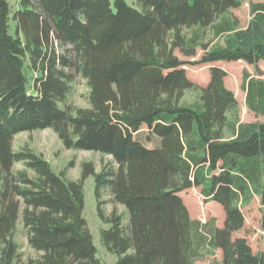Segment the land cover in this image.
Returning a JSON list of instances; mask_svg holds the SVG:
<instances>
[{"label": "trees", "instance_id": "1", "mask_svg": "<svg viewBox=\"0 0 264 264\" xmlns=\"http://www.w3.org/2000/svg\"><path fill=\"white\" fill-rule=\"evenodd\" d=\"M135 1L20 0L14 35L11 4L0 0V264H22L14 236L20 218L29 245L41 252L25 264H102L83 212L89 175L96 179L100 216L110 224L101 238L118 255L115 264H194L207 246L222 250L223 264H264V253L234 237L245 224L243 205L255 194L264 202V120L230 121L238 99L225 84L226 69L212 66L201 86L176 53L195 55L201 46L198 62L243 59L262 73L264 0ZM245 1L252 19L230 33L238 20L229 13ZM209 28L227 35L224 42H206ZM56 43L69 47L60 53ZM28 68L40 70L35 92H29ZM75 73L94 86L89 107L65 101ZM241 86L248 108L264 116V78L245 69ZM189 89L199 92L193 103L182 101ZM227 126L232 138L224 137ZM43 128L57 132L67 148L109 154L117 165L98 172L85 163L75 180L42 153L14 149L17 133ZM145 129L156 131L159 146L149 154L164 172L137 192L134 135ZM18 161L25 167L16 170ZM192 186L223 205L222 227L191 216L180 192ZM102 189L128 209L129 226L116 208L105 213ZM166 216L171 220L164 226L158 219Z\"/></svg>", "mask_w": 264, "mask_h": 264}, {"label": "rangeland", "instance_id": "2", "mask_svg": "<svg viewBox=\"0 0 264 264\" xmlns=\"http://www.w3.org/2000/svg\"><path fill=\"white\" fill-rule=\"evenodd\" d=\"M20 0H9L12 8L10 23V32L16 35V20L13 18L15 10L20 6ZM114 3V0H111ZM129 3H136L135 0H127ZM258 1V0H256ZM262 1V0H260ZM229 16L236 17L238 25L235 30L243 29L247 27L252 19L250 13V3L245 1L240 6L231 9ZM205 41L210 45L223 43L226 39L225 35L216 36L214 31L209 28L206 29ZM69 47V45H66ZM66 46H61L56 43L57 51L62 53ZM210 47V46H209ZM203 48L199 46L195 55L185 56L179 49H176V53L182 58L188 60L183 67L186 69L188 77L195 83L201 86L207 85L211 78V67L218 65L226 69L227 74L225 76V84L228 88L233 90L235 96L238 99V107L236 110L229 113L230 121L239 122H253L264 120L263 115H258L251 111L246 105V91L242 88L243 73L247 69L252 75L260 76L264 78V58L259 60L258 65L262 69V73L257 74L255 65L249 63L246 60H220L213 62H198L203 55ZM115 56V55H114ZM26 65H28L29 58H26ZM28 73V86L29 92H35L32 89V84L36 76H40V70L27 69ZM74 82L71 91L66 97V102L73 104L74 106H91V96L93 95L94 86L90 81L84 78L80 73L74 74ZM199 99V92L197 90H186L182 97V101L185 103H193ZM234 132L231 127L227 126L224 130V137L232 138ZM134 139L138 143L139 152L137 157L133 161V171L135 173L134 188L137 192L144 190L150 183V181L158 176L162 175L163 164L160 159L152 157L149 154V149H156L159 146V139H157L156 131L150 132L146 129L140 131L134 135ZM13 147L15 150L22 148H31L32 150L42 153L53 165L57 171H64L66 175L75 180L81 179L83 172V165L91 162L94 164L96 171L100 172L105 167L116 166V162L109 154H104L95 150L86 149H73L67 148L62 142L61 138L52 128L35 129L31 131H21L13 137ZM73 162V163H72ZM25 164L22 161H18L14 164V168H24ZM33 173L32 171H30ZM85 202H84V215L88 222V227L93 235L95 245L97 247V255L100 258L102 264H115L118 259V255L115 252L109 251L103 244L101 238V229L103 227H109L99 213L98 199L96 197V179L94 175H89L83 182ZM184 201L186 202L190 214L193 218L200 219L202 222H207L211 219L215 220L217 226L222 227L225 222L226 213L223 205L217 200H206L201 193L199 186H192L180 192ZM111 196L109 191L102 189V208L106 214H108L112 208H116L119 212H123V224L124 227L129 226L131 222V215L128 209L122 204L111 202ZM23 206V203H22ZM245 224L244 226L234 233L236 236H244L248 239L252 246L253 252L258 255L264 253V202L261 201L260 194H255L250 202L246 203L242 207ZM170 217L159 218L161 222H164V226L168 225ZM168 219V220H167ZM168 228V227H167ZM15 238L19 242L20 251L22 253L21 263L25 264L29 257H38L41 252L35 250L28 243L27 229L22 223V218L19 219L17 229L15 232ZM164 244H157V248L162 250ZM1 249V245H0ZM205 256L195 261L194 264H223V252L220 248L205 247ZM170 251V250H169ZM1 257V251H0Z\"/></svg>", "mask_w": 264, "mask_h": 264}, {"label": "crops", "instance_id": "3", "mask_svg": "<svg viewBox=\"0 0 264 264\" xmlns=\"http://www.w3.org/2000/svg\"><path fill=\"white\" fill-rule=\"evenodd\" d=\"M218 62V61H217ZM216 65V64H215ZM214 66V65H213Z\"/></svg>", "mask_w": 264, "mask_h": 264}]
</instances>
